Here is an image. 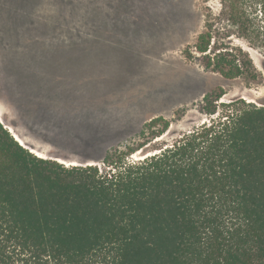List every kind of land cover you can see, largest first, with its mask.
<instances>
[{
  "label": "trees",
  "instance_id": "16d2710c",
  "mask_svg": "<svg viewBox=\"0 0 264 264\" xmlns=\"http://www.w3.org/2000/svg\"><path fill=\"white\" fill-rule=\"evenodd\" d=\"M219 3L187 56L256 79L230 38L264 62V0ZM225 93L206 92L187 130L154 116L137 143L80 165L31 152L0 120V264H264V106Z\"/></svg>",
  "mask_w": 264,
  "mask_h": 264
},
{
  "label": "rangeland",
  "instance_id": "374dc122",
  "mask_svg": "<svg viewBox=\"0 0 264 264\" xmlns=\"http://www.w3.org/2000/svg\"><path fill=\"white\" fill-rule=\"evenodd\" d=\"M210 10L219 13V0H0L2 118L42 156L69 165L137 143L154 116L191 128L218 86L224 100L264 104L263 57L244 41L230 38L250 53L256 79L224 78L187 56ZM147 152L152 145L131 157Z\"/></svg>",
  "mask_w": 264,
  "mask_h": 264
},
{
  "label": "bare ground",
  "instance_id": "6f19581e",
  "mask_svg": "<svg viewBox=\"0 0 264 264\" xmlns=\"http://www.w3.org/2000/svg\"><path fill=\"white\" fill-rule=\"evenodd\" d=\"M0 117H2L1 112H0ZM8 126V125H7ZM10 128V126H8ZM10 131L13 133V135L15 136V138L24 146L29 147L31 151L35 152L36 154L42 156L41 152H38L37 150H35V148L30 147L21 136H19V134H17L16 132H14V130L12 128H10ZM140 152V151H138ZM41 153V154H40ZM44 157V156H43ZM46 158V157H45ZM62 161V160H61Z\"/></svg>",
  "mask_w": 264,
  "mask_h": 264
},
{
  "label": "water",
  "instance_id": "95a60500",
  "mask_svg": "<svg viewBox=\"0 0 264 264\" xmlns=\"http://www.w3.org/2000/svg\"><path fill=\"white\" fill-rule=\"evenodd\" d=\"M243 98H245V97H243ZM246 99V98H245ZM252 102H255V101H252ZM262 106H264V104H261ZM0 120H1V122L2 123H4V125H8V126H11V125H9V124H7V123H5V120L2 118V117H0ZM5 127H7V126H5ZM13 128V127H12ZM9 131H10V129H9ZM11 132V131H10ZM12 133V132H11ZM14 136V135H13ZM15 137V136H14ZM21 144V143H20ZM24 146V145H23ZM24 147H26V146H24ZM26 148H28L29 150H30V148L29 147H26ZM31 151V150H30ZM31 152H33V151H31ZM140 152H142V150H140ZM146 154V153H145ZM56 160H58V159H56ZM59 161V160H58ZM61 162V161H60ZM63 163H65V162H63ZM71 164H74V163H71ZM77 164H81V163H77Z\"/></svg>",
  "mask_w": 264,
  "mask_h": 264
},
{
  "label": "crops",
  "instance_id": "0c3cea01",
  "mask_svg": "<svg viewBox=\"0 0 264 264\" xmlns=\"http://www.w3.org/2000/svg\"><path fill=\"white\" fill-rule=\"evenodd\" d=\"M11 128V127H10ZM15 132V131H14ZM31 147V146H30Z\"/></svg>",
  "mask_w": 264,
  "mask_h": 264
}]
</instances>
